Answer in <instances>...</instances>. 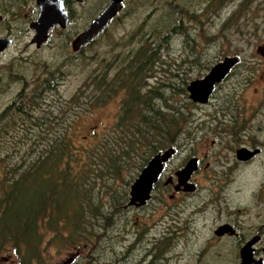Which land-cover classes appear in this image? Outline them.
<instances>
[{"label":"rangeland","instance_id":"374dc122","mask_svg":"<svg viewBox=\"0 0 264 264\" xmlns=\"http://www.w3.org/2000/svg\"><path fill=\"white\" fill-rule=\"evenodd\" d=\"M101 1L103 0H84L83 4H74L75 16L68 28L64 31L53 30L49 33L47 43L39 49L30 42L33 32L29 23L36 16L34 0H26L23 5L15 8L13 5L9 13L1 15L3 21H0V37H9L12 44L0 52V112L22 88L21 82L9 81L10 75H18L24 77L27 83H35L36 78L40 77V80L47 76L44 75L45 71L58 69L65 73V77L58 81L56 93L46 95L43 106L47 107L51 101L64 106L66 99L79 92L81 99L77 105L85 109L88 96L91 95L88 94L89 91L84 97L83 94L92 83L89 79L101 74L100 67L112 62L114 58L131 56L135 52V47L128 43L131 36L138 37L141 33L159 29L164 37L170 39L168 47L160 52L157 58L159 63L147 72L148 78L140 81L145 86L137 91L144 101L143 93L156 89L161 94L162 101L155 103L151 99L152 108L162 111L161 107L165 102L177 109V113L167 111L161 116L166 122L172 117L178 120L176 134L171 133L176 143V155L168 161L159 187L152 193L154 196L144 208L126 207L130 186L141 170L125 169L116 180H97L92 194L96 202L101 201V211H105L106 216H110L113 211L111 225L106 226L104 218L93 220L88 226L89 233L76 238L75 244L63 241L62 244L58 242L49 245L39 264H65L71 258L74 260L71 264H146L142 262V246L149 248L150 245L143 244L142 239L166 238L173 233V211H167L172 205L168 198L172 187H164L163 182L175 169L185 164L187 155L195 152L203 157L205 149L197 143L233 140L232 136L238 135L237 132L244 136L248 133L257 141H264V55L258 51L260 47H264V0H251L248 8L242 6L241 9L239 5L249 0H228L224 3L211 0L210 4L207 3L209 0H134L133 7L136 4L138 7L130 17L125 18V12L119 15L102 37L82 53L73 56L71 41L77 31L89 21ZM220 5L223 7L220 8ZM154 6H158L161 13L144 25L146 20L151 19L148 15L154 12ZM169 9L177 11H171L170 14ZM192 12L196 15L195 20L189 19ZM177 24H181L182 30L187 31V39L181 35L168 38L171 27ZM234 56L240 58V63L215 87L211 103H193L188 98V84L203 78L224 57ZM71 61L73 62L69 63ZM115 71L112 64L110 73ZM173 73H177L176 78L172 77ZM38 80L36 84L39 83ZM92 88L95 87L91 86L89 89ZM124 97V91L121 90L105 105L82 114V117L74 121L76 123H73V129L81 132L78 135L80 139H77L80 146L84 145V137L87 143L89 138L86 137L93 135L92 141H96L99 136L107 135L106 132L113 127L120 112ZM127 107L128 104L123 108ZM66 118L63 123L61 121V125L71 122L70 117ZM11 135H7L8 139L2 138V157L7 151L8 154L15 155L16 149L13 152L12 147L16 145L18 138L13 139ZM150 141L151 139L149 143ZM31 143L30 141L29 148ZM252 170L256 175L261 174L256 166ZM197 180L200 187V196L197 197L201 201L205 185L210 181H205L201 174ZM88 182L92 183V180ZM125 192L126 200L121 209L114 206L111 209L112 203H115L111 198L113 194L120 201ZM197 197L195 199L199 201ZM187 211L183 210L184 217ZM173 241L174 238H170L167 242L170 244ZM182 242H179L180 247L186 241ZM185 246L190 248L185 253L181 252V257L184 255L185 258L184 264H193V258L189 256L193 249L189 243ZM171 248H174V244ZM213 251L211 249V253ZM163 256L149 255L147 261L154 260L153 264H164L160 261ZM0 264H18V259L5 252L0 255Z\"/></svg>","mask_w":264,"mask_h":264},{"label":"trees","instance_id":"16d2710c","mask_svg":"<svg viewBox=\"0 0 264 264\" xmlns=\"http://www.w3.org/2000/svg\"><path fill=\"white\" fill-rule=\"evenodd\" d=\"M25 2L0 0V16L9 13L13 5L15 8ZM250 5L251 0L239 7ZM169 11L171 14L177 10ZM148 17L151 19L144 25L153 21V13ZM189 19L195 20L196 15ZM177 35L188 38L181 24L171 27L168 38ZM169 40L159 29L131 36L128 43L135 47L131 56L114 58L100 67V75L89 77L92 83L83 97L87 91L91 96H88L85 109L77 105L81 99L79 92L66 99L64 106L55 101L43 106L46 95L56 93L58 81L65 77L59 69L45 71L47 76L36 78L35 83L10 75L9 81L21 82L22 88L0 112V151L2 138L8 139L10 132L13 139L18 138L12 147L13 152L16 149L15 155L8 151L3 157L0 155V255L11 253L18 264H39L49 245L63 241L75 244L76 238L89 233L88 226L93 220L104 218L106 226L111 225L113 211L106 216L105 211H101V201L96 202L92 194L97 180H116L125 169L139 171L151 157L174 144L171 133L176 134L178 120L172 117L164 121V117L161 119L164 111L150 105L151 99L155 102L162 99L161 94L156 89L149 90L143 93L142 101L137 91L145 86L140 81L146 80L147 72L159 63L157 58L168 47ZM82 52L72 53L77 56ZM112 64L116 70L113 74L110 73ZM173 74L176 78L177 73ZM91 86L95 88L89 89ZM121 90L125 97L113 127L96 141H92L94 136L91 135L86 137L89 138L86 143L84 137V145L80 146L77 139L81 132L73 129L74 121L105 105ZM127 104L128 107L123 108ZM161 108L178 112L165 102ZM66 117H70L71 122L61 125ZM111 198L115 202L111 209L113 206L121 209L126 192L120 201L114 194Z\"/></svg>","mask_w":264,"mask_h":264},{"label":"flooded vegetation","instance_id":"af4514ba","mask_svg":"<svg viewBox=\"0 0 264 264\" xmlns=\"http://www.w3.org/2000/svg\"><path fill=\"white\" fill-rule=\"evenodd\" d=\"M226 1L228 0H222L223 3ZM109 2L110 0L101 1L89 21L81 30L77 31L74 37L82 32ZM133 2L134 0H123L121 10L110 20L105 30L85 44L78 52L84 51L102 37L119 15L125 12L124 17H130L136 8L133 7ZM161 2L158 4L160 5ZM34 3L36 16L31 19V22L36 19L38 14L36 0H34ZM62 3L68 18L67 26L64 29L56 26L49 33L53 30H66L75 16L73 12L74 4H83L84 0H62ZM160 13V8L154 6L153 17ZM193 14L192 12L190 15L193 16ZM0 21H3L2 16H0ZM258 51L264 55V47H260ZM210 98L205 105L211 103ZM154 109L157 108L154 107ZM162 111L170 110L164 108ZM239 133L241 132H237L238 135L232 136L233 140L211 141L210 143L201 141L197 143L201 145L202 149H205L202 152L204 153L203 157H199L195 152L187 155L185 164L175 169L174 173L165 179L163 182L164 187H172V193L168 196L172 205L167 208V211H173V233L166 238L142 239L143 244L150 245L149 248L142 246V262L153 264L154 260L147 261L149 255L155 257L164 255L160 258V261L164 264H184L185 258L184 255L181 257V252L185 253L190 248L185 246L189 243L193 249L189 254L193 258V264H211L212 262H218V264H264V141H257L255 137L249 136L248 133L245 136ZM175 144L159 153L172 148L174 151L170 158L172 159L176 155ZM239 150H246V152L243 156H238ZM169 160L165 163L163 172L153 185L152 193L159 187ZM190 160H195L194 170L186 184L181 185L178 172ZM253 166L258 167L261 174H254ZM199 174L205 181H210L205 185V194L202 195L201 201L197 197L200 193V187L197 183ZM186 185H191L192 188L189 191H184ZM152 193L151 198L154 196ZM196 197L199 201H196ZM146 204L141 207H126L144 208ZM186 209L188 211L184 217L182 213ZM170 238H174V241L169 244L167 241ZM180 241H186L183 247H180ZM173 244L174 248H171ZM211 249H214L212 253ZM163 259H165V262ZM73 261L71 258L69 264Z\"/></svg>","mask_w":264,"mask_h":264},{"label":"water","instance_id":"95a60500","mask_svg":"<svg viewBox=\"0 0 264 264\" xmlns=\"http://www.w3.org/2000/svg\"><path fill=\"white\" fill-rule=\"evenodd\" d=\"M122 1L110 0L97 17L71 41L70 46L73 53L81 50L85 44L105 30L110 20L121 10ZM36 6L38 14L36 19L29 24V28L33 32L30 42L39 49L49 40L50 30L56 26L64 29L67 26L68 18L63 8L62 0H36ZM9 44H11L10 38H0V52L6 49ZM239 62L240 58L234 56L224 57L221 61L214 64L203 78L195 79L188 84L186 87L188 98L196 104H207L215 86L220 84ZM173 152V149L169 148L162 153L154 155L146 163L130 186L127 206L141 207L146 204L151 198L153 185L157 182L163 172L165 163L171 158ZM245 152L246 150H239L238 156H243ZM194 163L195 160L188 161L185 167L178 172V179L181 185L186 184L189 179L190 174L194 170ZM191 188V185H186L184 191H189ZM69 263L70 259L65 261V264Z\"/></svg>","mask_w":264,"mask_h":264},{"label":"bare ground","instance_id":"6f19581e","mask_svg":"<svg viewBox=\"0 0 264 264\" xmlns=\"http://www.w3.org/2000/svg\"><path fill=\"white\" fill-rule=\"evenodd\" d=\"M82 48H83V47H82ZM82 48H81V49H82Z\"/></svg>","mask_w":264,"mask_h":264}]
</instances>
